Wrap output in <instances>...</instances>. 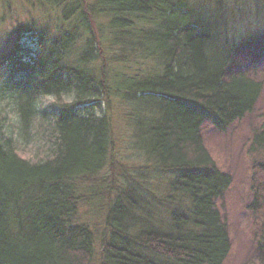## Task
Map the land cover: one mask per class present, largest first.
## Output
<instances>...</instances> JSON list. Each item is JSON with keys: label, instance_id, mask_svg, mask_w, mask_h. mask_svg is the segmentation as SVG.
Listing matches in <instances>:
<instances>
[{"label": "trees", "instance_id": "16d2710c", "mask_svg": "<svg viewBox=\"0 0 264 264\" xmlns=\"http://www.w3.org/2000/svg\"><path fill=\"white\" fill-rule=\"evenodd\" d=\"M63 3L60 17L71 23L55 37L40 33L45 49L38 56L20 54L17 37L31 30L28 21L13 29L16 38L0 58V69L6 62L12 68L7 77L0 73V264H95L94 230L77 214L88 195L81 186L113 165L112 118L94 112L113 101L127 109L122 118L144 168L165 186L149 198L118 187L107 202L98 264H224L231 244L216 202L231 178L205 149L201 128L208 117L219 130L241 119L258 100L260 83L224 77L225 59L211 51L206 26L215 20L191 12L187 0ZM18 71L23 86L12 82ZM73 84L79 101L50 112L48 154L21 157L3 104L26 123L38 115V90ZM247 155L248 210L263 252L264 115Z\"/></svg>", "mask_w": 264, "mask_h": 264}, {"label": "rangeland", "instance_id": "374dc122", "mask_svg": "<svg viewBox=\"0 0 264 264\" xmlns=\"http://www.w3.org/2000/svg\"><path fill=\"white\" fill-rule=\"evenodd\" d=\"M55 1H60L58 7L55 6ZM64 1L0 0V58L8 53L16 38L13 29L28 21L32 23L29 24L31 30H21L17 37L22 49L20 54L25 59L31 53L38 56L45 49L39 34L43 33L48 38L58 36L71 23L62 22L60 17ZM187 5L191 12L207 18L208 21L214 18L215 24L206 26L213 37L211 51L225 59L222 71L224 77L244 76L261 85L260 96L250 112L224 130L217 129L213 121L206 118L202 124L201 137L217 169L231 178L230 186L216 202L231 244L224 264H264V251L260 252L257 248L252 229L253 217L248 210L253 192L252 166L247 155L252 137L260 131L264 115V0H187ZM26 25L28 24H25V28ZM8 65L6 62L1 66L0 73L4 77L12 73V68ZM11 78L14 84H25L19 71ZM3 106L7 113V125L16 139L15 148L18 154L30 161L45 158L50 140L48 136L53 134L50 112L58 107L49 106L37 111V116L24 123L9 104ZM125 110L127 109L113 101L110 109H105L101 102V107L95 106L94 111L95 114L103 111L110 115L115 142L111 158L113 165L81 186L82 192L88 195L84 199L86 201L79 204L77 216L94 230L95 264L99 263L101 242L105 237L103 220L107 202L118 187L125 188L130 185L145 198H149V195L152 197L154 193L162 192L165 186V180L159 174H153L152 170L144 168L143 158H140L132 146L131 127L122 118ZM28 124L27 128L20 131L22 126Z\"/></svg>", "mask_w": 264, "mask_h": 264}, {"label": "clouds", "instance_id": "9594fccd", "mask_svg": "<svg viewBox=\"0 0 264 264\" xmlns=\"http://www.w3.org/2000/svg\"><path fill=\"white\" fill-rule=\"evenodd\" d=\"M41 78V76L39 77ZM80 99V91L76 85L63 87L52 86L38 90L33 99L34 107L38 112L49 106L67 108L77 103Z\"/></svg>", "mask_w": 264, "mask_h": 264}]
</instances>
